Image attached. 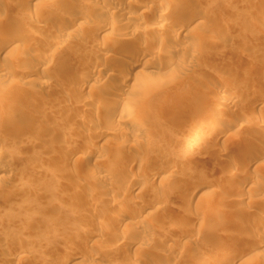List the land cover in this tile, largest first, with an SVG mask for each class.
Segmentation results:
<instances>
[{
  "label": "rangeland",
  "instance_id": "obj_1",
  "mask_svg": "<svg viewBox=\"0 0 264 264\" xmlns=\"http://www.w3.org/2000/svg\"><path fill=\"white\" fill-rule=\"evenodd\" d=\"M26 1L0 0V35L10 36L9 45L0 52V70L4 72L3 78L0 77V151L3 154L0 167L9 168L8 172L0 173V193L3 192L0 196V264H61L66 255L73 257L71 260L76 264H146V261L211 264V258L212 264H226L245 240L248 245L244 246L257 247V252L249 255L247 260H250L245 264H264V167L255 171L249 168L246 173L245 168L239 166L237 177L243 180L238 178L241 180L231 183L227 181L226 172L228 165L236 162L235 158L239 159L248 151H244L242 143L249 137L258 139L264 133V103L254 109L250 105L252 98L264 93V0H173V5L166 4L168 21L165 22H169L170 29L163 30L165 35L158 29L161 21L153 20L147 11L133 22L140 32L131 36L124 47L112 43L125 33L119 27L129 21L128 17L100 12L117 3L130 9L138 0H37L34 5ZM142 1L152 4L162 0ZM199 2L201 10L188 27L191 33L200 34L199 39L193 40L197 43L194 51L198 56L195 59L189 50H178L171 58L179 63L178 68L164 75L165 60H159L161 53H158L165 49L152 39L168 37L171 27L181 19L180 14L186 10L188 14ZM73 14L82 17L75 27L78 30L73 27L70 35L59 37L57 31L64 17ZM100 16L113 23V29L110 28L113 32L109 29L106 37L86 34ZM142 28H147L148 32ZM145 31L148 36L143 34ZM139 51L148 52L150 59L156 60L143 69V73L150 75L151 84L142 93L143 100L137 103L144 106V112L137 117L140 126L121 124L117 121L118 115L107 121L98 111V105L103 101L110 104L115 93L120 92L117 88L120 70L113 67L109 72L111 76L102 79L96 87L87 85L79 89L82 80L92 75L82 61L115 59L127 66ZM43 81L46 86L40 85ZM198 87L206 89L207 100L192 104L189 100ZM125 89V96L135 91ZM231 93L235 102L228 104L225 98ZM82 98L90 99L92 104L81 110ZM227 105L233 108L230 116L220 112ZM34 109L38 115L34 114L36 116L25 123L27 126L20 134L15 135L13 128L2 126V117L9 111L29 113ZM92 119H98L96 132L99 133L91 128L84 129L82 134L71 130ZM209 119H221V126L229 130L227 135L218 138L217 132L206 129ZM13 120L19 121H15V117ZM102 129L113 132L112 137L102 135ZM209 134L217 139L216 143L209 141ZM202 135L208 137L210 143ZM140 136L147 139L141 140ZM53 137L59 142H54ZM89 143L101 146L107 155L102 159V155L85 157L84 149ZM117 148L129 151L128 156L117 157L124 165L118 171L111 170L115 171L109 173L111 181L103 182L104 185L94 182L91 177L103 173L108 159L117 156ZM220 150L226 152L221 158L218 157ZM156 159L159 161L153 162ZM37 168L39 172H35ZM203 169L209 170L207 178H212V192L186 204L185 190L200 177ZM134 173L141 175V181L134 186V191H138L133 195L130 190L123 191L118 180H127ZM248 176L251 183L259 181L254 186L247 185L250 191L244 197L241 193ZM78 178L82 181L75 185ZM157 198L163 202L161 209L154 212ZM144 204L150 206L149 212H140ZM118 205L133 208L142 214L140 219L145 216L146 224L155 232V238L151 239L144 237L145 232L137 237L131 234L134 232L126 235L129 242L141 237L137 241L142 240L143 248L137 252L144 261L140 263L124 257L128 248L124 245V250L123 244L116 245V251L113 248V253L109 254V242L127 233L120 228L124 229L130 222L117 223L112 228L114 231L101 228L105 215L114 210L122 211ZM92 207L94 211L90 210ZM87 216L92 218L87 220ZM19 238L25 241V249L15 246L13 241ZM91 244L94 246L89 248ZM194 251L198 254L195 261ZM12 252L16 255L8 257Z\"/></svg>",
  "mask_w": 264,
  "mask_h": 264
},
{
  "label": "bare ground",
  "instance_id": "obj_2",
  "mask_svg": "<svg viewBox=\"0 0 264 264\" xmlns=\"http://www.w3.org/2000/svg\"><path fill=\"white\" fill-rule=\"evenodd\" d=\"M37 0H27L26 2L27 3H29V4H36V3H38V1L36 2ZM90 1V0H89ZM102 1V0H101ZM106 1V0H105ZM122 1V0H121ZM164 3H163V2ZM161 2H152V4L151 3H147V1L145 2V1H142V0H138V2L137 3H135L134 4V6L132 7V8H130V9H128V8H126L125 7V5H119L118 3L117 4H110L109 5V7L108 8H106L105 9V7H104V9L103 10H101V12L100 13H102V15H105V14H107L108 15V13H118L119 15H126V17H128V19H129V21H124L122 24H121V26L119 27V29H121L122 31H125V33H123L122 34V37L121 38H116V40L117 41H113V45H115V46H122V47H124V45H126L127 43H128V40H129V38H132L131 36H135V34H136V36H137V34H139V32H140V30H138L136 27H134L133 26V22L135 21V20H137V18L139 17L138 15L139 14H141V13H144V12H149L150 13V15L152 16V19L153 20H155V21H157V22H160L159 23V25H158V29L159 30H161V31H159V32H162L163 33V30H168V29H170L169 28V22H165V20H166V15H165V13H166V9H167V5H168V3H170L169 4V6H171V2L173 1V0H170V2H168V0H162ZM90 3V2H89ZM174 3H175V1H174ZM109 4V3H108ZM121 4V3H120ZM167 4V5H166ZM91 5H92V2H91ZM173 5V4H172ZM195 6V7H194ZM192 8H191V11L187 14V10L185 11V12H182L181 14H180V18L181 19H179V20H177V22L175 23V25H174V27H171V25H170V27L172 28L171 29V31H169V34H168V37L166 36H159V37H157V38H155L154 40L152 39V42H155L157 45H159V47L160 46H163L164 47V49H165V51L163 52V51H161V50H158V51H161V52H157L159 55H160V53H161V56H159L160 57V59L159 60H161V58L163 59V61L165 60V63H164V68H163V74L164 75H168L173 69H175V68H178L177 66L179 65V63L178 62H176V61H172V56H173V54L174 53H176L178 50H181V51H184V50H189L190 52H188V53H190V54H192V56L193 57H195V59H196V57L198 56V55H196L195 54V51L194 50H196L195 49V47H197V43L195 44V42H193V40L194 39H199V37H200V34L199 33H193V31H192V33H191V30L190 29H188V27H190V24L191 23H193V21H195V19H196V16H198L197 14H199L198 12L201 10V7H202V3L201 2H199V3H197L196 5H194ZM75 14H77V13H75ZM75 14H73L72 16H66V17H64V19H63V21H62V24H61V26H59V31H57V33H58V36L59 37H63V36H67V35H70L71 34V32H73L74 31V29H75V27H76V24H77V26H78V23H80V20H79V18L81 17H77ZM117 14V15H118ZM71 15V14H70ZM77 15H79V14H77ZM150 16V17H151ZM43 17V16H42ZM44 17H46V16H44ZM47 17H49L48 15H47ZM51 17V16H50ZM82 18V17H81ZM80 18V19H81ZM103 17H99V18H96V20H94L93 22V25H91V26H89L88 27V29L86 30V34H88V35H91V36H94V35H97V34H99V35H101L102 37H103V35H104V37H106L105 35H107L108 34V31H109V29L111 28V25L112 26H114L113 25V23L112 22H110V21H107V20H104V19H102ZM84 19V18H83ZM112 20V19H111ZM166 21H168V20H166ZM85 22V21H84ZM83 22V23H84ZM115 22V21H114ZM138 22V21H137ZM156 22V23H157ZM118 23V22H117ZM115 24V23H114ZM137 24V23H136ZM140 24V23H139ZM116 26V25H115ZM138 26V25H137ZM73 27H74V29H73ZM115 28V27H114ZM123 28H124V30H123ZM111 29H113V27L111 28ZM110 29V31L111 32H113L112 30ZM141 29V28H140ZM142 29H144V28H142ZM147 29V28H146ZM146 29H144V30H146ZM75 30H78V29H75ZM109 31V32H110ZM147 31V30H146ZM146 31H145V33L143 32V34H146ZM148 32V31H147ZM162 33H160V34H162ZM110 34H112V33H109V35ZM117 34V33H116ZM148 34V33H147ZM146 34V35H147ZM164 34V33H163ZM165 35V34H164ZM100 36V37H101ZM141 36V35H140ZM139 36V37H140ZM145 36V35H144ZM148 36V35H147ZM9 35H5V37H1V35H0V52L2 53V50H4L8 45H9V43H10V39H9ZM95 37V36H94ZM97 37V36H96ZM212 37V36H211ZM108 38V37H107ZM138 38V37H137ZM146 38V37H145ZM193 38V39H192ZM215 38V37H214ZM102 39V38H101ZM105 39V38H104ZM191 39H192V42H190L191 41ZM146 41V40H145ZM149 41V40H148ZM194 41H196V40H194ZM144 43V42H143ZM145 44V43H144ZM55 45H57V44H55ZM149 45V44H148ZM196 45V46H195ZM151 46V45H150ZM153 46V45H152ZM52 47L53 48H55L56 46H53L52 45ZM102 47V46H101ZM104 47H106V46H104ZM108 47V46H107ZM160 49V48H159ZM163 49V48H162ZM9 53V56H11L10 54H11V52L10 51H8L7 52V54ZM197 53V52H196ZM153 54V53H152ZM189 54V55H190ZM8 56V55H7ZM153 56V55H152ZM155 56V55H154ZM154 56H153V58H154ZM191 56V57H192ZM150 57L151 56H149L148 55V52L147 53H145V52H142V51H139L137 54H136V56H135V58H134V60L132 61V62H130L129 63V65H127V66H123L122 65V62H120L119 60H111L110 62H108V61H106L105 59H100V58H95V60H93V61H86V60H83L82 62H84V68L87 70V72H89V73H91L92 75L91 76H87L86 78H84L83 80H82V82H81V84L78 86V87H80L79 89H81V87H84V86H93V87H96L100 82H101V80L102 79H107L108 77H109V75H110V69L111 68H113V67H117L120 71H119V76L120 77H118V78H120V81L117 83V85H118V89L120 90V92H116L115 93V95H116V97H114V99L111 101V103L110 104H107V101H103V102H101L99 105H98V111L99 112H101L104 116H105V120H107V121H111V116H117L116 118H117V121L119 120V122L122 124H126V123H129V124H132L133 126H140V124H139V122H138V120L139 119H137V117H138V115H141L143 112H144V110H143V108H144V106L143 105H139V104H137V103H140L143 99H142V93L144 92V90H145V88L146 89H149V87L148 86H150V84H151V77H150V75H147L146 73H143V69L146 67V66H149L150 64H154L153 63V61H152V59H150ZM158 57V58H159ZM192 57V58H193ZM156 59V58H155ZM156 61V60H155ZM154 61V62H155ZM43 62V61H42ZM30 63V62H29ZM181 63V62H180ZM43 64V63H42ZM32 65V64H31ZM180 65H182V64H180ZM40 65H38L37 67H39ZM34 67V66H33ZM83 67V66H82ZM7 68V67H6ZM35 68H36V66H35ZM181 68H183V66H179V69H181ZM32 70V69H31ZM177 70V69H176ZM4 71H6V69L4 70ZM28 72V71H27ZM145 72V71H144ZM29 74V73H28ZM4 75V72H3V70H0V77H1V79L3 78L2 76ZM30 75V74H29ZM118 75V74H117ZM111 76V75H110ZM107 77V78H106ZM42 81V80H41ZM98 83V84H97ZM45 85V83H44V81L43 82H41L40 83V85ZM79 84V83H78ZM46 86V85H45ZM125 87H129V89H131V88H133L135 91L133 92V95H131V94H128L127 96H125L124 94H125V92H127V90L125 89ZM148 87V88H147ZM96 89V88H95ZM123 89H124V91H123ZM128 89V90H129ZM263 92V91H262ZM77 93V92H76ZM114 93V92H113ZM206 89L204 88V87H198L196 90H194V93H192L193 94V96L191 97V100H189L192 104H198V103H201L203 100H207V98H206V96H208V95H206ZM232 94V93H231ZM254 95V94H253ZM77 96V95H76ZM110 96V95H109ZM125 96V97H124ZM254 97V96H253ZM25 98H22V100H24ZM29 99V98H28ZM83 99V98H82ZM21 100V101H22ZM235 96H233V94L232 95H229V96H227L226 98H225V101H227V103L229 104V103H234L235 101ZM250 100V99H249ZM251 101H253V103L252 104H250L251 105V108L252 109H254V107L257 105V104H261V106L260 107H262V104L264 103V93H260L259 95H256V97L255 98H252L251 99ZM23 102V101H22ZM25 102V101H24ZM80 103V109L82 110V108H85L87 105H90V104H92L91 103V100L90 99H83L81 102H79ZM250 105H249V107H250ZM258 106V107H259ZM257 107V108H258ZM221 108V107H220ZM36 109V108H35ZM33 110V112H26V111H24V110H22V111H20L19 113H12L11 111H9L8 112V114L7 115H4L3 117H2V126L4 127V128H8V127H10V128H13V132L15 133V135L16 134H20V132H23V130H24V128L27 126V124L25 125V123L27 122V121H29L30 119H32V117L33 116H36V115H34V114H36L37 113V109L36 110ZM32 110V109H31ZM219 110V109H218ZM232 111H233V108H232V106L231 105H227V106H225V107H223V108H221L220 109V112H222V113H225V114H227V115H229L230 116V114L232 115ZM40 112V111H39ZM123 113V114H122ZM119 114H120V116H119ZM37 115H38V113H37ZM14 117H15V121H17V120H19V121H22V122H14ZM17 117V118H16ZM19 118V119H18ZM34 118V117H33ZM97 118V117H96ZM209 118V117H208ZM212 118V117H211ZM17 119V120H16ZM216 119V118H215ZM234 119V118H233ZM37 120V119H36ZM96 120H98V119H96ZM96 120H94L93 121V119L92 120H90L89 121V123L87 122L86 123V125H84V124H82V126H76L75 125V127H72L71 128V130H73L74 132H76V133H78L79 134V132H81V134L83 133L82 131L84 130V129H87V128H91V130L93 129V130H95L94 132H96L97 131V122L98 121H96ZM100 120V119H99ZM218 121H216V120H211V119H209V121H207L206 122V129H208L210 132H217V134H218V138H219V136H222V135H227V133H228V129H227V127L224 125V127H222L221 125L223 124L222 122H220V120L219 119H217ZM232 120V119H231ZM246 120V119H245ZM33 121V120H32ZM88 121V120H87ZM118 122V123H119ZM231 122V121H230ZM234 123V122H233ZM32 124H34V122H32ZM228 124V123H227ZM204 125V126H205ZM239 125V124H238ZM228 127H230V126H228ZM233 127V126H232ZM247 127V126H246ZM246 127H245V129H246ZM200 128H202V126L200 127ZM116 130H117V128H116ZM116 130H114V131H116ZM122 130V129H121ZM102 135H106V136H111V134L113 133V132H111L110 130H103L102 129ZM230 131H231V129H230ZM117 132H118V130H117ZM117 132H115L116 134H117ZM121 132V131H120ZM204 132V131H203ZM75 133V134H76ZM96 133H99V131L98 132H96ZM263 133V132H262ZM100 134H101V132H100ZM115 134V135H116ZM131 134V133H130ZM205 135L207 134L206 132L204 133ZM203 134V135H204ZM212 134V133H211ZM244 134V133H243ZM118 135V134H117ZM202 135V137H204ZM133 136V135H132ZM135 136H136V134H135ZM209 137H211V135L209 134L208 135ZM212 136H213V134H212ZM239 136V135H238ZM112 137V136H111ZM140 138H141V140L142 139H145L146 137L144 136H140ZM194 138V137H193ZM205 139H206V141H207V138L208 137H204ZM204 138H202V140L204 141V143L203 144H205L206 143V141L204 140ZM212 138V137H211ZM210 138V139H211ZM136 139H137V136H136ZM147 139V138H146ZM197 139V138H196ZM209 139V141H211V142H214V140H215V143H216V141H217V139H215V138H212L211 140ZM53 140H54V142L56 141V138H54L53 137ZM134 140H135V138H134ZM139 140V139H138ZM137 140V141H138ZM140 140V141H141ZM213 140V141H212ZM136 141V140H135ZM144 141V140H143ZM209 141H207V142H209ZM238 141V140H237ZM59 142V139H58V141H56V143H58ZM142 142V141H141ZM140 142V143H141ZM243 142V141H242ZM210 143V142H209ZM214 143V144H215ZM143 144V143H142ZM137 145H139V143L137 144ZM216 145V144H215ZM208 146V145H207ZM239 146H240V144H239ZM242 147H244V151H245V149L246 150H248L246 153H245V155H242V157H239V159L238 158H235V160H236V162H234L233 163V161H232V164L230 165H228L229 166V168H228V166L226 167V168H228V170H226V172H227V175H228V182H232V180H236V179H238V178H241V177H237L238 175V168H239V166L240 167H242V168H245V172L247 173L248 171H249V168H252V169H254V171L255 170H259V168L261 167H264L263 165H264V133L263 134H261L260 135V137L258 138V139H256V138H248L247 140H245L244 141V143H242V145H241ZM210 147V146H209ZM242 147H241V149H242ZM118 149V148H117ZM121 149H118V153L116 154L117 156H115V157H113V158H109L108 159V162L105 164V166H104V169H103V173H98V174H95V172H94V174L95 175H93V177H91L93 180H94V182H96V183H100V185H104V183L103 182H108L109 180L111 181V179H109V173H110V171L111 170H119L124 164H122V161H120L121 160V158H117L119 155L122 157V155L123 156H128L127 155V153H129V151L126 153V150L125 151H123V150H121ZM204 150V149H203ZM208 150V149H207ZM84 156L85 157H91V156H98V155H102L100 158L102 159L103 158V155L105 154V155H107L106 153V150L105 149H103L101 146H98V147H96L95 145H92V144H88L86 147H85V149H84ZM120 151V152H119ZM202 151V150H201ZM223 151V150H222ZM225 153L226 152H221V150L218 152V157H222V156H224L225 155ZM105 155H104V157H105ZM2 156H3V154L1 153V151H0V159L2 158ZM163 158H164V156L163 155H161ZM75 158H77V157H75ZM80 157H78L77 159H79ZM135 158V157H134ZM161 158V157H160ZM120 159V160H119ZM126 159V158H125ZM234 159V158H233ZM79 160H81V158L79 159ZM99 160V159H98ZM136 160V159H135ZM78 161V160H77ZM97 161V160H96ZM100 161V160H99ZM98 161V162H99ZM139 161H141V160H139ZM157 161H159L158 159H156V160H154L153 162H155V163H157ZM101 163H102V161H100ZM100 162H99V164H100ZM132 162V161H131ZM131 162H130V166L132 165L131 164ZM80 163V162H79ZM133 163V162H132ZM262 165V166H261ZM172 166V165H171ZM125 167V166H124ZM238 167V168H237ZM224 168V167H223ZM260 168V169H261ZM170 169H173V167L172 168H170ZM183 169V168H182ZM225 169V168H224ZM263 169V168H262ZM101 170V169H100ZM117 170V171H118ZM9 171V168H7V167H0V173H4V172H8ZM42 171V170H41ZM94 171V170H93ZM115 171H111L112 173H114ZM170 172H171V170H169ZM221 172H222V170H220ZM242 171H243V169H242ZM35 172H39V169L37 168L36 169V171ZM161 172V171H160ZM240 172V171H239ZM117 173V172H116ZM139 173V172H138ZM135 174V175H130L129 177H128V179L127 180H125L124 178L122 179V178H119L120 180H118V182H120V183H122V186H123V188H124V190L123 191H131V192H134L133 193V195L134 194H136L135 192L136 191H138V190H136V191H134L135 190V187H136V185H138L139 183H140V181H141V178H140V174ZM222 173H225V172H222ZM156 174V173H155ZM168 174V173H167ZM170 174V173H169ZM209 174V170L207 171L206 169H203L200 173H199V178L197 179V180H194L191 184H189V186H188V188L185 190V193H184V197L183 198H185L184 200L186 201V204H188L189 202H191L193 199H195L197 196H199V198H202L201 196H203V195H208L209 193H211L212 191H211V189H212V186H213V181H211L212 180V178H211V180L210 179H208L207 177V175ZM245 174V173H244ZM113 175V174H112ZM162 176V175H161ZM167 176V175H166ZM243 176V175H242ZM245 176V175H244ZM247 176V175H246ZM245 176V177H246ZM256 176V175H255ZM248 177H250L249 179H248ZM247 177V182L246 181H244V184H245V187H244V189L242 190V192L243 193H241V196H244V197H246V193H248V191H250V190H248L247 191V185L250 183L251 184V186H254V185H256L257 184V182L259 181L257 178V180H253V182H256L255 184H253L252 185V183H251V176H248ZM253 177V176H252ZM15 178V177H14ZM153 178H155V177H153ZM255 178V177H254ZM82 179V178H81ZM81 179H76L77 181L75 182V185H77L76 183L78 182V183H81ZM84 179V178H83ZM91 179V180H92ZM242 179V178H241ZM240 179V180H241ZM253 179V178H252ZM75 180V179H74ZM85 180V179H84ZM92 180V181H93ZM114 180V179H113ZM117 180V179H116ZM239 180V179H238ZM239 180V181H240ZM243 180V179H242ZM19 181V180H18ZM239 181H237V183L239 182ZM93 182V183H94ZM236 182V181H235ZM72 183V182H71ZM73 183H74V181H73ZM90 183H92L91 181H90ZM105 183V184H106ZM119 183V184H120ZM242 183H243V181H242ZM18 184H21V182H18ZM17 184V185H18ZM83 184H84V182H83ZM22 185V184H21ZM21 185H19L20 187H21ZM74 185V184H73ZM74 185V186H75ZM110 185V184H109ZM112 185V184H111ZM15 186V185H14ZM98 186V185H97ZM135 186V187H134ZM251 186L249 185V188H251ZM103 187V186H102ZM22 188H24V187H22ZM107 189V188H106ZM239 189V188H238ZM11 190H13V189H11ZM13 191H15V190H13ZM122 191V192H123ZM127 191V192H128ZM9 192V191H8ZM12 192V191H11ZM3 193V192H2ZM2 193H0V196H1V194ZM10 193V192H9ZM13 193V192H12ZM77 193V192H76ZM80 193V192H79ZM82 193V192H81ZM80 193V194H81ZM84 193V192H83ZM240 193V192H239ZM126 194V193H125ZM4 195H5V193H4ZM82 195V194H81ZM86 195V194H85ZM87 195H90V194H87ZM113 195V194H112ZM112 195H110L111 196V198H112ZM132 195V194H131ZM109 196V197H110ZM89 197V196H88ZM90 197H92V194L90 195ZM108 197V196H107ZM114 197V196H113ZM239 197V196H238ZM244 197H242V198H244ZM103 198V197H102ZM249 198V197H248ZM89 199V198H88ZM93 199H95L94 198V196H93ZM110 199V198H109ZM113 199V198H112ZM114 199H116V197L114 198ZM158 200H157V202H156V206L154 207V212L155 211H158V209L162 206V200H161V198H157ZM237 199H239V198H237ZM111 200V199H110ZM241 199H239V201H240ZM243 200V199H242ZM92 198H91V203H92ZM116 201V200H115ZM207 202H209L210 203V198H208L207 199ZM238 202V201H237ZM153 204V203H152ZM239 204V203H238ZM122 205H118V207H120L121 209H122V211H118V210H114V212L112 211V212H109L107 215H105L104 216V218H103V220H101V228L103 227V229L105 228V229H108V231L109 230H113L112 228H113V226H115V225H117V223H120V224H124V222L126 221V220H129L130 222H128V223H126L125 224V226H124V229L123 228H120L121 230H125L127 233H122L121 235H117L116 237H115V240L110 244V242H109V246H111L110 247V251H109V254L112 252L113 253V248L116 246V245H118V244H123V248H125L124 250H126V247L128 248V251H126L127 252V254H125V256L124 257H128V258H132V260L133 261H137L138 263H140V262H142V261H144L143 260V256L142 257H140V255H138V252L137 251H139L141 248H143V247H141V241H137V240H140V238L139 239H137L136 241H134V239L132 240V241H130L129 242V240H127V238H126V235H128V233L130 234V232H134V233H131V234H135L136 235V237L139 235V236H141L142 235V233H144L145 232V234H144V237H150V239L151 238H155V237H153V234L155 233H153L152 231H151V228L150 227H148V224H146V222H145V219H144V217H143V219H140V215H142V214H139V213H136L135 211L136 210H133V208L131 209V208H129V209H126V208H123V207H121ZM124 206V205H123ZM94 207V206H93ZM93 207H92V209H90V210H93ZM150 206L149 205H146V204H144V206H141V208H140V212H144L145 210L147 211V212H149L148 211V208H149ZM188 208V207H187ZM161 209V208H160ZM94 211V210H93ZM92 211V212H93ZM145 211V212H146ZM88 212H89V210H88ZM95 212H96V209H95ZM95 212H93L94 213V215H95ZM150 212H152V210L150 211ZM246 212H247V210H246ZM34 217H35V215H33ZM146 216H148L147 214H146ZM150 216V215H149ZM148 216V217H149ZM151 216H152V214H151ZM33 217V218H34ZM36 217H37V215H36ZM35 217V218H36ZM87 217H89V216H87ZM92 218V217H91ZM90 217L89 218H87V220L88 219H91ZM153 218V217H152ZM151 218V219H152ZM260 218V217H259ZM81 219V218H80ZM83 220H86V218L85 219H83ZM262 220H264V216L262 217ZM144 221V222H143ZM259 221H260V219H259ZM127 222V221H126ZM130 223H133L132 225L134 226V228H136V229H133V228H131V224ZM85 224V223H84ZM130 224V225H129ZM153 230H154V228H152ZM167 229V228H166ZM165 229V230H166ZM120 230V231H121ZM49 231V230H48ZM114 231V230H113ZM119 231V232H120ZM167 231V230H166ZM122 232V231H121ZM162 233V232H161ZM163 233H165V232H163ZM162 233V234H163ZM167 233V232H166ZM256 233H257V231H256ZM259 233V232H258ZM51 235H53V234H51ZM100 235H101V233H100ZM250 235V234H249ZM166 236H168V235H166ZM248 236V235H247ZM246 236V237H247ZM52 237V236H51ZM101 237V236H100ZM112 237V236H111ZM169 237V236H168ZM249 237V236H248ZM130 238V237H129ZM164 238V237H163ZM162 238V239H163ZM24 239V238H23ZM146 239V238H145ZM144 239V240H145ZM165 239V238H164ZM163 239V240H164ZM113 240V239H112ZM143 240V241H144ZM153 240V239H152ZM243 240V239H242ZM264 240V239H263ZM149 240H147V242H148ZM154 241V240H153ZM165 241V240H164ZM246 241L247 240H245V243H243L244 242V240H243V244H247L246 243ZM14 242V244H15V246L17 247V249L19 248V250H22V249H20V248H24L25 249V241L23 240V242H22V239H21V241H20V238L19 239H17V241H13ZM146 242V243H147ZM150 242V241H149ZM149 242H148V244H149ZM23 243H24V245H23ZM147 244V245H148ZM152 244V243H151ZM178 244V243H177ZM243 244H241L240 243V245H242V247H239V250H236V251H238L236 254H233L232 256H230L227 260H226V264H235V262L237 263V264H245L247 261H249V260H247V257L249 256V255H251V256H253V254L255 253V252H257V247H248V246H244ZM28 245V244H27ZM124 245L126 246V247H124ZM150 245V244H149ZM172 245V244H171ZM248 245V244H247ZM260 246H262L261 244H259ZM94 246V245H93ZM92 246V244L89 246V248H92L93 247ZM142 246H143V243H142ZM244 246V247H243ZM174 247V246H173ZM117 248V247H116ZM120 248H122V247H120ZM24 249H23V251H24ZM108 249H109V247H108ZM115 249V248H114ZM176 249V248H175ZM131 250V251H130ZM143 250V249H142ZM172 250V249H171ZM173 250H174V248H173ZM22 251V252H23ZM114 251H116V249L114 250ZM130 251V252H129ZM192 252V251H191ZM190 252V253H191ZM195 252V251H194ZM18 253H19V251H18ZM66 253V252H65ZM125 253V252H124ZM235 253V252H234ZM10 254V253H9ZM114 254H116L115 252H114ZM141 254V253H140ZM142 254H144V253H142ZM184 254V253H183ZM189 254V253H188ZM187 254V255H188ZM192 254H193V252H192ZM195 254H196V252H195ZM14 255H16V253L15 252H12V254H10V256H8V257H11V256H13L14 257ZM66 255V254H65ZM64 255V256H65ZM191 256V255H190ZM189 256V257H190ZM199 256H200V254H199ZM198 257V254H196V256H194V257H192L193 259H194V261L196 260V258ZM127 258V259H128ZM191 258V259H192ZM249 258V257H248ZM251 258V257H250ZM63 259V261H61V264H76L75 262H73V260H71V259H73V257H71V256H68V255H66L65 257H63L62 258ZM129 259V260H130ZM189 259V258H188ZM201 259V258H200ZM200 259L198 260V261H200ZM203 259V258H202ZM204 259H207V258H204ZM203 259V260H204ZM209 259V258H208ZM107 261V260H106ZM197 261V262H198ZM205 261V260H204ZM210 261V260H209ZM200 262H202V260L200 261ZM207 262V261H206ZM203 263V262H202ZM201 263V264H202ZM9 264V263H8ZM97 264V263H96ZM103 264H106V263H103ZM108 264H112V263H108ZM137 264V263H136ZM140 264H143V262L142 263H140ZM146 264H159V262L157 263L156 261H154V262H147L146 261ZM194 264H196V263H194ZM206 264V263H205ZM211 264H212V258H211Z\"/></svg>",
  "mask_w": 264,
  "mask_h": 264
}]
</instances>
